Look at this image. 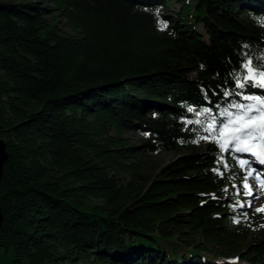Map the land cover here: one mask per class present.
I'll return each instance as SVG.
<instances>
[{
  "label": "trees",
  "instance_id": "obj_1",
  "mask_svg": "<svg viewBox=\"0 0 264 264\" xmlns=\"http://www.w3.org/2000/svg\"><path fill=\"white\" fill-rule=\"evenodd\" d=\"M47 2L0 0V264H264L209 130L264 101V0Z\"/></svg>",
  "mask_w": 264,
  "mask_h": 264
},
{
  "label": "rangeland",
  "instance_id": "obj_2",
  "mask_svg": "<svg viewBox=\"0 0 264 264\" xmlns=\"http://www.w3.org/2000/svg\"><path fill=\"white\" fill-rule=\"evenodd\" d=\"M30 1L38 2L43 6L50 7L47 0ZM168 10L169 14H171L172 12H176L177 10H179V4L177 2L172 3ZM250 104L246 103L244 105V108H246ZM237 112L238 111H236L234 115L237 114ZM221 134L223 135V140H225V148L229 147L230 143L228 142L226 137L230 134V132L226 131L222 132ZM125 137L132 141V144L137 147L141 144L142 140L145 138V135L142 133H128L125 135ZM177 154L178 153L175 152H168L155 156L141 155L142 161L145 166L144 171L147 173V175H158L160 169L164 167L167 163H169L171 160H173ZM228 165L230 167V171L233 172V176L235 178V185L238 186L241 192L245 193H241V198L239 200L238 206L242 212L240 213V215L247 218L251 224V227L253 228V230L249 234L247 243L258 242L262 240V237L264 235V203L262 205H258L256 203V188L255 186H253V183L257 184L260 187H262L263 185L261 182L258 181V178L246 175L245 171L240 168V166L236 164V162H234L233 160H228ZM245 183H247L248 185L247 188H245L244 186ZM260 195L261 194H258V196ZM262 196L263 195H261V198L264 199V196ZM235 257L238 258V255H235ZM245 264L247 263L245 262Z\"/></svg>",
  "mask_w": 264,
  "mask_h": 264
},
{
  "label": "snow or ice",
  "instance_id": "obj_3",
  "mask_svg": "<svg viewBox=\"0 0 264 264\" xmlns=\"http://www.w3.org/2000/svg\"><path fill=\"white\" fill-rule=\"evenodd\" d=\"M262 78H264V70L253 68L252 62L249 60L244 65L243 80L245 82L250 80L253 85L264 87ZM237 87H244L239 79ZM245 99L255 100V105L250 104L246 108L238 107V112L235 115L231 112L225 113L227 121L219 129L210 125L209 130L217 136L222 132H230L226 139L236 151L249 152L256 156L261 163H264V101L255 97H245ZM245 141L248 142L247 146H244ZM221 147L223 148V145ZM254 149H258V151H254ZM244 186L247 188V183Z\"/></svg>",
  "mask_w": 264,
  "mask_h": 264
},
{
  "label": "water",
  "instance_id": "obj_4",
  "mask_svg": "<svg viewBox=\"0 0 264 264\" xmlns=\"http://www.w3.org/2000/svg\"><path fill=\"white\" fill-rule=\"evenodd\" d=\"M6 148H7L6 143L3 140H0V180L2 178L4 165L7 161ZM2 222H3V218H2L1 209H0V226Z\"/></svg>",
  "mask_w": 264,
  "mask_h": 264
},
{
  "label": "bare ground",
  "instance_id": "obj_5",
  "mask_svg": "<svg viewBox=\"0 0 264 264\" xmlns=\"http://www.w3.org/2000/svg\"><path fill=\"white\" fill-rule=\"evenodd\" d=\"M253 186H255L256 188V203L259 205V204H263L264 203V199L261 198V195L264 196V186L260 187L258 186L257 184L253 183ZM258 194H261L260 196H258ZM262 196V197H263ZM258 197V198H257ZM260 198V199H259ZM253 199V198H252Z\"/></svg>",
  "mask_w": 264,
  "mask_h": 264
}]
</instances>
